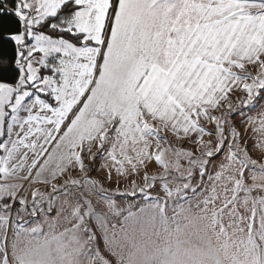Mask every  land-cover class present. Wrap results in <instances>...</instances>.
Masks as SVG:
<instances>
[{"label":"snow or ice","instance_id":"obj_1","mask_svg":"<svg viewBox=\"0 0 264 264\" xmlns=\"http://www.w3.org/2000/svg\"><path fill=\"white\" fill-rule=\"evenodd\" d=\"M0 264H264V0H0Z\"/></svg>","mask_w":264,"mask_h":264},{"label":"rangeland","instance_id":"obj_2","mask_svg":"<svg viewBox=\"0 0 264 264\" xmlns=\"http://www.w3.org/2000/svg\"><path fill=\"white\" fill-rule=\"evenodd\" d=\"M260 109H259V107H257L255 110H253L252 112H250L249 114L250 115H255L256 114V112L257 111H259ZM247 111V110H246ZM237 119H239L238 117H237ZM221 157H218L217 159H220Z\"/></svg>","mask_w":264,"mask_h":264}]
</instances>
